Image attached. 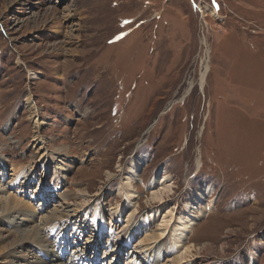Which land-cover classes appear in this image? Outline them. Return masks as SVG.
<instances>
[{
    "label": "rangeland",
    "instance_id": "obj_1",
    "mask_svg": "<svg viewBox=\"0 0 264 264\" xmlns=\"http://www.w3.org/2000/svg\"><path fill=\"white\" fill-rule=\"evenodd\" d=\"M0 164V198L37 209L0 216L7 241L38 225L68 258L116 264L102 255L121 246L116 234L128 237L117 260L127 264L133 245L161 232L168 211L178 219L206 182L215 207L188 244L170 247L167 231L156 264L191 243L185 259L264 264V0H0ZM161 164L173 188L160 203L149 182ZM39 179L51 198L40 199ZM56 210L67 215L42 228ZM65 231L74 236L63 240Z\"/></svg>",
    "mask_w": 264,
    "mask_h": 264
},
{
    "label": "bare ground",
    "instance_id": "obj_2",
    "mask_svg": "<svg viewBox=\"0 0 264 264\" xmlns=\"http://www.w3.org/2000/svg\"><path fill=\"white\" fill-rule=\"evenodd\" d=\"M207 72H209L208 65H206L205 70H203L201 73L200 81H201L202 85L205 84V78L207 76ZM146 162H147V157H144V156L138 157V158L135 157L133 159L132 169H131L130 175L128 177V179L131 180V182H132V179L133 180L137 179L136 176L139 173V172L137 173L138 169L141 168L143 165H145ZM1 164L4 165V162L1 161ZM200 165H201V162L198 159L197 160V167L199 168ZM44 167L48 168L47 163H45ZM25 168H26L25 166H21V165L20 166L19 165L13 166V172H14L13 175H14V178L16 180L17 179H25L26 180L27 174H25L26 173ZM163 169H164L163 164H161L160 167L155 172L153 179H151L149 182V185L151 187H154L155 185H157V187L160 186V188L158 190H156L155 192H153L151 194V197H152L151 201H153V202H160V203L164 202L165 196L168 195L170 193V191H172V188H173L172 183H170L171 181H169L170 180L169 175L166 177L162 176ZM27 173H28V171H27ZM16 174H17V177H15ZM38 181H41V180L39 179L35 183L40 184V182H38ZM39 187L41 188V190H40L41 192L39 194L40 199H42V197L51 198V196L53 195L50 193V192H52L51 190L49 191V189H47L46 186L44 187V184L37 185L36 190H38ZM130 188H132V187H130ZM213 191H214L213 185H211V184L209 185L206 182H203V183L201 182L195 189H193L192 193L189 195L188 202L185 205L183 213H181L179 215L178 219H176V216H174L173 211H168L167 213L162 215L160 217V219H161L160 226L163 225V227H164V228H162V231L157 232L155 235L146 234L144 238H140L137 241V243L135 245H133V247L131 248L133 250L132 256L128 253L127 264H129V263L130 264H156V262H158V261H156V258L159 259V257H161V254L163 253L162 248H164V245L160 244V243L162 242L163 236L166 237L167 231L168 232L172 231V234L170 236L171 243H169L170 247L171 246H173V247L181 246V245H183L182 243H187L188 242L187 240L190 239V238L188 239V236H190V233H191L192 229L194 228V225L196 224V222L199 219H201L202 217H205L209 213V211L213 210V208L215 207V202L213 200H211L210 202L208 201V197L213 193ZM35 197H37V196H35ZM62 197H65V195H62ZM66 199H69V198L66 196L64 200H66ZM27 204H28V202H25L23 199L20 200L16 196L8 193V195H5V197L0 198V216L7 214L8 212H12L11 211L12 209H14V210L17 209L19 211V213H24V215L29 214V216L31 217L32 214L35 213L34 211H36L37 209L33 208L34 211L32 212V209H29L28 207H23V206H27ZM201 207H203V208H201ZM28 209H29V211H28ZM56 211L57 212H53V213H50L49 215L44 216L45 220H44V223L42 225L43 226L42 228H44V226H46V225H50L52 222L56 221V219L58 220L59 218H62V216L64 217L65 215H67V213L65 211H60V210H56ZM155 212H158V211H155ZM137 213H138V209H135V210H133L132 213H129L130 218H132L131 219L132 222H134L135 218L137 217V215H138ZM151 215L153 216V213L147 214V216H149V217ZM68 216H69V214H68ZM149 217H148V219H149ZM27 218H28V216L25 217L24 220ZM30 219L32 220V218H30ZM131 220H130V222H131ZM101 227H104V226L101 225ZM40 228L38 225H36V227L30 228V229L23 228V229H21L22 231H20L19 235L15 234V232H14V234H15L14 238L12 240H9V241H7V239H9L12 236V232H10V230H3L4 232H6V234L4 232L1 233L0 234V240H4V238H5L6 242L3 243L2 247H1L3 254L0 255L1 256L0 259H2L0 264H50L51 260L52 261L56 260L55 256L58 257L57 260L59 261V263H57V264H75V262H76V264H85V262H83L82 259L78 258L77 256L75 259L74 258L72 259L70 256L68 258L67 253H66L67 248H65V247L61 251H59L61 248L58 245V249H57L58 251H57L56 250V244H54V246H53L52 242L49 241L48 238H45V236L42 235V233H44V232L41 233ZM104 229L105 228H102L103 232H104ZM52 231L56 232V230H54V229ZM63 231H64V229H63ZM61 233H63V232H60V234ZM137 234H138V232H136L134 234V236H132V237H136ZM71 235L74 236L73 234H69L67 231H65L63 234L64 237L62 236V238L63 239H65L66 237L70 238ZM132 237H130V238H132ZM113 239L118 240L119 244H121V246L118 248L116 253L115 252L109 253L111 251V249H109L108 247H107V249L102 248V252H103L102 255L103 256L107 255L109 258L112 256L113 258L111 260L115 261V263L117 264V260L119 259L120 254L121 253L126 254V252H125L126 248L122 247V246H124L125 243L128 241V237L121 238L115 234ZM261 239H262L261 241H264V235ZM79 240H80V238H79ZM189 241H192V240H189ZM95 242H97L96 244L99 246V244H98L99 240L95 239L93 243L95 244ZM90 243L91 242H89V241L87 242V244H89V245H90ZM77 244H80V241H78ZM260 246H263V244H260ZM260 246L256 245V248H255L259 252L261 251ZM99 247H101V246H99ZM186 247H187V249H186L185 253L183 254L184 256L182 255L180 258L178 256L173 257L170 264H186L187 261H188L187 264H204L205 263V260L202 257L201 258L196 257V258H192V259H185L186 256H188V254L191 253V250L194 249L195 245H193L191 243ZM75 248L77 249L76 250L77 254L80 255L79 250L83 251L82 248H80V246H77V245ZM78 248H80V249H78ZM25 249H27V252H25ZM196 249H200V250L205 251V250H207V245L205 244L202 247L196 248ZM31 251H34L35 255L31 254L32 253ZM82 254H84V253H82ZM116 254L118 256H117V258H114V256ZM253 255L254 254H252V253L248 255L249 261L252 263H254V261H255V258ZM44 257L46 259H48V257H49L50 259L46 260V259H44ZM189 261H191V262L189 263ZM241 262H243V261L241 260ZM112 264H113V262H112ZM163 264H165V263H163Z\"/></svg>",
    "mask_w": 264,
    "mask_h": 264
}]
</instances>
